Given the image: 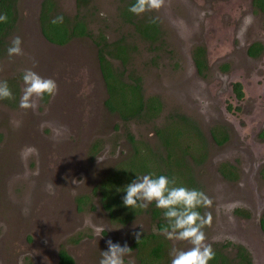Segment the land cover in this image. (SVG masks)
I'll use <instances>...</instances> for the list:
<instances>
[{"label":"rangeland","instance_id":"374dc122","mask_svg":"<svg viewBox=\"0 0 264 264\" xmlns=\"http://www.w3.org/2000/svg\"><path fill=\"white\" fill-rule=\"evenodd\" d=\"M42 1H18L17 26L5 38L6 49L0 56V81H7L11 91L17 92L14 101L0 100V264H57L61 249L74 264H99L108 240L121 245L127 243L131 249L136 233L161 236L171 264L172 248L186 250L190 245L156 232L155 223L147 213L124 225L112 222L102 207L98 185L117 170L123 178L128 171L151 169L150 151L163 159L166 151L160 143L161 132L167 125L163 139L182 137L167 149L176 156L173 167H182L180 155L186 144V132L177 118L194 121L207 137L214 125L227 124L218 100L203 92L208 91L204 84L212 81V73L211 80L196 78L190 55L195 42L200 41L213 59L212 64L229 45L222 47L226 45L222 40L214 45L207 29L218 28L227 35L230 27L222 26L217 16L205 13L204 24L197 28L192 22L182 20L179 0H165L158 12L132 15L133 22L153 18L159 23L160 34L147 40L121 17L124 0H89L78 9L75 0H52L57 13L68 18L77 14L91 33V38H75L65 46H55L39 30ZM140 31L144 35L152 34L143 25ZM195 33L199 34L196 39ZM17 36L22 40L23 55L9 57L7 49ZM99 38L110 43L123 40L127 45L126 65L121 66L119 60L110 58L111 64L123 72L124 80L130 75L139 77L146 97L160 99L162 110L158 117L124 122L107 109L108 96L94 43L101 42ZM26 69L51 78L58 85L57 93L44 96L36 110L19 106L24 88L22 74ZM245 72L251 74V69ZM248 83L252 93L254 89L264 90V83L254 80ZM230 125L236 136V122ZM26 146L37 149V154L22 160L20 152ZM134 146L139 150L137 155L132 151ZM188 155L186 163L193 168L188 173L198 190L211 201L201 213L210 217L203 229L206 243L218 248L239 243L248 250L251 264H264V240L256 230V220L264 212V171H259L262 166L253 162L249 166V159L234 138L222 149L212 145L201 161ZM216 157L236 158L237 162L242 157L246 170L240 171L237 181L224 182L211 170L219 159ZM172 173L178 184L183 182L181 175L185 171ZM235 208L249 211L252 220L235 218L232 215ZM116 213L117 217L126 215L120 210ZM93 224L104 229L102 238L94 231ZM131 250L125 264H137L136 252Z\"/></svg>","mask_w":264,"mask_h":264},{"label":"flooded vegetation","instance_id":"af4514ba","mask_svg":"<svg viewBox=\"0 0 264 264\" xmlns=\"http://www.w3.org/2000/svg\"><path fill=\"white\" fill-rule=\"evenodd\" d=\"M124 1L123 10L129 0ZM179 1L181 16H183L182 20L192 22L197 28L204 24L202 16L205 13L210 17L217 16L222 26L227 27L229 25L230 27V32L227 35L222 34L221 31L224 30L220 31L218 28L207 29L210 32L209 36L213 38L214 45H219L220 40L226 43L222 47L229 45L212 64L210 60L213 59L208 55L204 44H200V41L195 42L190 55L191 66L196 78L202 81H206V79L211 80L210 75L212 73V81L209 84H204L208 91L203 92L212 94L216 102L218 100L220 112L227 120V124L224 122L214 125L210 129V132H208L207 137L205 131V134H203L194 121L177 118V123H181L186 132L185 139L183 138L186 144L182 148L180 155L182 167H173V165H176V156L167 150L170 145L178 143L182 137H178L174 141L171 140L170 144L169 142L166 144L163 140L162 132L168 128L167 125L162 129L160 142L163 145L162 149L166 151L165 156L161 159L158 153L150 151L153 161L150 171H193L191 165L186 163L187 150H190L192 159L201 161L204 159L205 154L208 155L212 145L216 149H222L226 144L228 145L231 142V138L235 139L238 147L243 150L244 156L249 159V166L253 162L255 165L262 166L259 171H264V90L254 89L252 93L247 87L250 80H254L256 83H264V66L262 63L264 61V0ZM154 21L156 20L154 19ZM155 24L157 33L155 37L151 36V39L156 38L160 34L159 23L156 21ZM139 35L144 38L141 34ZM198 35L197 33L194 34L195 39ZM230 61H234L235 64H232ZM247 69H251V74L245 72ZM197 91L202 92L200 90ZM201 95L203 96V93ZM150 97H156L161 103L157 96ZM230 122H236V136H234L235 132ZM168 154L169 157L167 158ZM190 154L188 157H190ZM224 156L231 157L228 155ZM216 158L218 159L219 157ZM211 170L215 171L218 179L230 183L237 181L240 171L246 169L242 157H240L239 162L236 161V158L235 160L232 158H219L216 161V165L211 166ZM229 171L236 176L234 181L226 178L230 177ZM202 209L203 207L200 208V213H202ZM232 215L237 219L247 222L252 220L250 219L251 215L249 211L241 208L233 209ZM263 215L264 212L256 220V230L264 240V232L261 228ZM239 245L241 244H232L228 248L227 245H223L226 247H221V250L234 255L237 253L235 246Z\"/></svg>","mask_w":264,"mask_h":264},{"label":"trees","instance_id":"16d2710c","mask_svg":"<svg viewBox=\"0 0 264 264\" xmlns=\"http://www.w3.org/2000/svg\"><path fill=\"white\" fill-rule=\"evenodd\" d=\"M18 1L19 0H0V13H6L8 16L7 23H0V56L5 51L4 45L5 38L15 30L18 21ZM88 0H75L76 9L80 6H84ZM129 2V3H128ZM124 10H121V17L128 22L132 23V26L141 34L144 38L151 39L155 37L157 30L156 24L153 22V18H147L145 20L131 21L133 13L129 11V7L135 2V0H129ZM63 16V23L53 24L52 21L58 17ZM84 20V19H83ZM77 14L72 18H68L65 15H61L56 12L55 4L52 0H43L40 5L38 14V26L42 37L50 44L55 46H65L72 39L75 38H91V33L86 27V23ZM143 25L145 29L150 30L151 35H144L140 31V26ZM151 37V38H150ZM101 42H94L98 48L97 61L101 71V76L107 92V100L105 106L111 112L118 114L119 118L128 122L132 119L151 120L158 117L162 110L161 103L156 97H145L142 92V86L139 77L132 78L130 75L128 79H123V72L115 69L111 64L110 58L119 60L121 66H125L129 61V52L127 45L123 40H119L113 43L105 41L104 38H99ZM13 93V99L16 100L17 92ZM47 96V95H46ZM45 96V97H46ZM11 99V100H13ZM118 99V101H117ZM8 100V99H7ZM13 100V101H14ZM6 101V99H3ZM130 142L134 140L130 136ZM167 144L171 142L169 138L163 139ZM174 141V140H173ZM137 147H133L135 154L137 155ZM169 157V154L167 158ZM145 171H128L123 178L120 176L119 171H115L112 175L107 176L99 185L102 207L107 212L112 222L120 224H126L131 221L135 216L141 213H147L150 215L152 221L156 226V232L160 233L162 226L165 224L163 218V211L158 209L155 204L149 205L147 209H130L123 204V197L125 193L122 191L126 185L132 182L137 176L154 173L155 175H166L170 179L174 177L172 171H150V169H144ZM230 177L227 179L234 181L236 176L229 171ZM183 182L180 183L188 188L197 189L196 184L193 182V177L188 171H185V175L182 174ZM120 177L122 179H120ZM122 180V181H121ZM123 180L125 181L123 183ZM96 190V189H95ZM80 211V207H78ZM116 210H120L121 213L126 215H120L117 217ZM200 211V209H199ZM261 228L264 232V215L261 220ZM161 236L147 233L140 236V240L135 239L132 243L131 249L136 253L137 264H168V259L165 253V243ZM215 251L214 260L209 264H251V258L247 250L239 245L235 246L237 253L231 255L226 251H222L221 247L212 246ZM58 264H74L73 259L63 249L58 251ZM164 260V262H163Z\"/></svg>","mask_w":264,"mask_h":264},{"label":"clouds","instance_id":"9594fccd","mask_svg":"<svg viewBox=\"0 0 264 264\" xmlns=\"http://www.w3.org/2000/svg\"><path fill=\"white\" fill-rule=\"evenodd\" d=\"M165 4V0H135L129 11L135 15L158 12ZM63 16L56 17L52 23H63ZM6 13H0V23H7ZM153 22H155L153 20ZM9 57L23 55L22 40L14 37L7 49ZM35 66V65H34ZM24 88L19 106L22 109L36 110L38 102L44 96H54L58 85L51 78H44L32 69L24 70L22 74ZM13 99V93L7 81H0V100ZM19 126L18 122H14ZM37 154V149L26 146L20 152L22 160ZM125 195L123 204L130 209H147L149 205L163 211L165 224L161 232L167 239L177 242H187L190 247L178 249L173 247L170 251L171 264H209L215 258L213 247L206 243L204 227L209 223L210 217L201 215L199 209L208 206L211 201L207 195L197 189L188 188L178 184L176 178L154 173L137 176L122 190ZM94 231L102 238V227L92 225ZM141 233H136L135 238L140 240ZM107 249L101 252L99 264H125V257L132 250L127 243L121 245L111 240L107 242Z\"/></svg>","mask_w":264,"mask_h":264}]
</instances>
